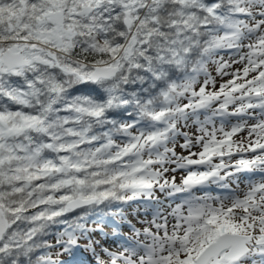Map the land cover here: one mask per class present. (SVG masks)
Instances as JSON below:
<instances>
[{"label":"snow or ice","instance_id":"6c2138e0","mask_svg":"<svg viewBox=\"0 0 264 264\" xmlns=\"http://www.w3.org/2000/svg\"><path fill=\"white\" fill-rule=\"evenodd\" d=\"M81 252L264 264V0H0V264Z\"/></svg>","mask_w":264,"mask_h":264},{"label":"trees","instance_id":"16d2710c","mask_svg":"<svg viewBox=\"0 0 264 264\" xmlns=\"http://www.w3.org/2000/svg\"><path fill=\"white\" fill-rule=\"evenodd\" d=\"M127 209H125L126 211ZM76 261L80 262V264H92L91 257L87 253L81 252L75 258Z\"/></svg>","mask_w":264,"mask_h":264},{"label":"rangeland","instance_id":"374dc122","mask_svg":"<svg viewBox=\"0 0 264 264\" xmlns=\"http://www.w3.org/2000/svg\"><path fill=\"white\" fill-rule=\"evenodd\" d=\"M130 211H131V210H129V212H130ZM124 231H127V229L125 228Z\"/></svg>","mask_w":264,"mask_h":264}]
</instances>
